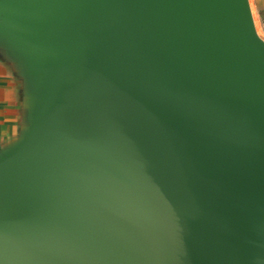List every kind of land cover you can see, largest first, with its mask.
Segmentation results:
<instances>
[{"label":"water","instance_id":"95a60500","mask_svg":"<svg viewBox=\"0 0 264 264\" xmlns=\"http://www.w3.org/2000/svg\"><path fill=\"white\" fill-rule=\"evenodd\" d=\"M0 47L27 100L0 264H264L249 0H0Z\"/></svg>","mask_w":264,"mask_h":264},{"label":"crops","instance_id":"0c3cea01","mask_svg":"<svg viewBox=\"0 0 264 264\" xmlns=\"http://www.w3.org/2000/svg\"><path fill=\"white\" fill-rule=\"evenodd\" d=\"M249 2L256 28L264 34V0ZM26 110V82L17 62L0 47V150L19 140Z\"/></svg>","mask_w":264,"mask_h":264},{"label":"rangeland","instance_id":"374dc122","mask_svg":"<svg viewBox=\"0 0 264 264\" xmlns=\"http://www.w3.org/2000/svg\"><path fill=\"white\" fill-rule=\"evenodd\" d=\"M256 29H257L258 34L264 39V34H261V30L259 28H256Z\"/></svg>","mask_w":264,"mask_h":264}]
</instances>
